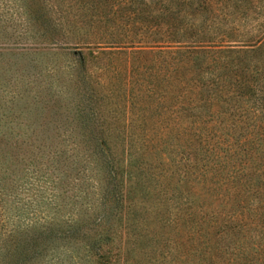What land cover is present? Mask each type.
I'll return each mask as SVG.
<instances>
[{
    "label": "trees",
    "instance_id": "trees-1",
    "mask_svg": "<svg viewBox=\"0 0 264 264\" xmlns=\"http://www.w3.org/2000/svg\"><path fill=\"white\" fill-rule=\"evenodd\" d=\"M0 4V38L55 49L45 78H0V264H64L48 256L81 239L96 264H264V0ZM236 38L255 44L239 53ZM77 144L104 167L100 213L52 227L48 182H88Z\"/></svg>",
    "mask_w": 264,
    "mask_h": 264
},
{
    "label": "rangeland",
    "instance_id": "rangeland-1",
    "mask_svg": "<svg viewBox=\"0 0 264 264\" xmlns=\"http://www.w3.org/2000/svg\"><path fill=\"white\" fill-rule=\"evenodd\" d=\"M7 1L9 3L14 2L16 5H21V0ZM1 8H3V4H0V12H4V10H6V6L3 9ZM9 10L10 11L8 13L14 12L13 9ZM20 10L22 12V8H19L18 11ZM21 12L18 14L21 15ZM20 17H24V15ZM262 21H264V16L257 15V17L252 20V23L254 25V23H263ZM27 24L30 27V24L28 22ZM23 29L24 28L21 29L17 27L16 33L18 32V30ZM10 32L11 28H8L7 35H9ZM262 33H264V24L262 26L259 25V28L254 31V34L257 36H261ZM13 38H11V40H8L7 37L0 38V65H3L5 62L11 64V68L9 71H6L1 74L2 71L0 70V78L5 77L7 79L8 76H12V87L17 84L18 79L20 80V84L22 85L23 79H26L27 77L19 76V73H17L16 71L17 68L22 69L23 71L26 70L29 74L30 80H34L39 74V72L42 73L40 77L45 78L46 70L44 69V67L46 65V61L49 60V57H55L52 54L55 49L51 48V45H49L47 42L39 41V39H36V37L32 38L31 33L30 36H28V39H23L21 42L18 41L20 40L19 38L12 41ZM1 39H5V41L7 42H3L1 41ZM244 39L245 38H236L234 41L227 43L230 44L228 48H230L231 50H240L239 53H241L242 50L252 48L255 44V37L253 38L254 40H252L251 42H245ZM92 51L97 56H95L94 58H90L88 57V55H86L87 58H90L87 61V65L89 66L90 70L97 69L99 64L104 60V55L102 53H98L96 49H93ZM84 53L86 54L85 50ZM67 57L70 56L61 55V59H67ZM30 84L32 85L33 83L31 82ZM1 91L2 90H0V95H3L5 92L2 93ZM23 102L24 100L19 101L20 104H22ZM77 140L79 139L77 138ZM178 142L180 143V141ZM178 142L176 141V143ZM119 150L120 147L118 148V151ZM127 151L128 145L124 144V152L120 153V162L123 158L122 163H120L122 164V169H117V171H123V180L125 181V183L128 176V167L126 166V161L128 159ZM170 155L171 152L162 154L163 158H165L166 161L170 160ZM97 157L98 156H89V151L88 153L84 152V145L78 146L77 144V149L74 153L72 161H78V165L81 166L86 165V171L88 173V182H79L77 180H74L75 176H73L70 177L64 183H60L59 185H57L54 189H51L50 181L48 182V189L45 191L44 197L46 198V200H49L51 193L53 192V197H51L52 203L47 204L46 206L41 205L40 208L43 210L42 213L46 216V219H49V225L53 221L54 223H52V227H57V223L65 229L67 227V223L65 221L68 218L75 220L77 219L78 222L82 224L88 222L91 223V220L94 218V216L100 213V210L98 209L100 207L99 203L104 190L106 175L104 174V167H102V164L97 162ZM158 157L159 156H157V154H152L149 156V159L152 161L153 165H156L154 169L155 172L160 170V166L158 164ZM172 182H174L173 179ZM127 183L129 182L127 181ZM86 192L87 195L86 198H84ZM111 206V215L110 217H108V220L112 226L116 227L118 224L117 218L120 215V211L116 208L114 204H111ZM149 221L150 223L148 224V227L146 226V228H157V225L152 222L150 217ZM60 226H58V228H61ZM87 230L90 235L93 234L92 230H89V228L85 229V231ZM58 242L60 243L59 245H61V242ZM66 242L67 239L65 241V244H67ZM89 248V240L81 239L76 244H67L66 247L60 248L58 251H53L51 255L48 256L47 261H49L50 258L52 259L53 257H55V259L57 257H62L64 264H96L95 258L90 255L91 251L89 250ZM46 264H51V261L46 262Z\"/></svg>",
    "mask_w": 264,
    "mask_h": 264
}]
</instances>
